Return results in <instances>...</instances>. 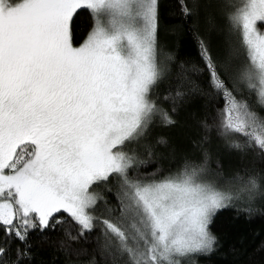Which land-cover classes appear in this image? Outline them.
Returning <instances> with one entry per match:
<instances>
[{
  "label": "snow or ice",
  "instance_id": "obj_1",
  "mask_svg": "<svg viewBox=\"0 0 264 264\" xmlns=\"http://www.w3.org/2000/svg\"><path fill=\"white\" fill-rule=\"evenodd\" d=\"M179 2L185 17L193 14L196 0L192 9ZM219 6L236 46L219 59L194 37L208 87L222 101L215 131L229 148L264 156V0ZM78 10L92 23L76 46ZM158 13L159 0H0V264L15 241L24 247L7 264H23L32 232L65 224L75 228L64 231L69 247L99 229L101 253L119 264H189L214 250L218 212L242 204L251 212L264 195L259 174L219 183L206 152L165 175L137 171L144 161L136 146L154 122L174 123L158 103L168 71ZM187 79L180 65L177 80ZM184 96L177 87L162 98L174 112ZM113 183L109 206L96 189L111 192ZM101 201L106 214L97 215Z\"/></svg>",
  "mask_w": 264,
  "mask_h": 264
},
{
  "label": "trees",
  "instance_id": "obj_2",
  "mask_svg": "<svg viewBox=\"0 0 264 264\" xmlns=\"http://www.w3.org/2000/svg\"><path fill=\"white\" fill-rule=\"evenodd\" d=\"M185 3L189 9L193 8V0H185ZM78 11L76 46L82 43L92 23L88 10ZM197 36L206 41L213 56L219 59L225 58L229 49L236 46L237 38L228 33L219 0H196L193 14L187 17L181 11L179 0H159V59L167 65L168 71L157 89V95L160 97L158 103L169 111L174 123L154 122L146 139L136 146L139 159L144 161L137 171L147 176L159 169L158 176L165 175L176 171L185 159L202 162L206 152L210 171L222 173L219 178L210 177L219 183L237 172L264 177V156L253 150L238 152L229 148L228 142L215 131L214 117L217 107H222V101L208 87L209 77L194 39ZM168 56L172 59L169 60ZM180 65L187 70V81L177 80ZM193 67L198 71H192ZM177 87H181L185 96L175 101L173 112L172 101H164L162 97L170 93L174 95ZM254 110L258 111L255 106ZM205 122L209 124V129L204 127ZM161 139L165 143H160ZM96 191L108 201L109 206L116 204L114 183L111 192L103 187ZM239 207L241 210L232 207L217 213L210 225L217 241L214 250L209 254L195 255L189 264H264V195L258 196L251 204V212L243 210L248 207L246 204ZM104 208L101 201L96 214H106ZM70 228V224H65L45 233L32 232L28 238L31 247L27 249L23 264H90L93 258L96 264H119L118 259L114 261L112 256L101 253L97 241L99 229L71 242L69 247L64 231ZM71 230L75 234V228ZM8 247L6 264L14 260L16 248L24 246L15 241Z\"/></svg>",
  "mask_w": 264,
  "mask_h": 264
}]
</instances>
